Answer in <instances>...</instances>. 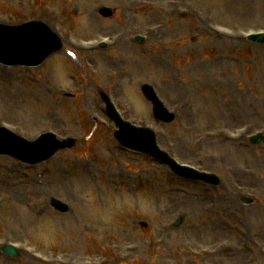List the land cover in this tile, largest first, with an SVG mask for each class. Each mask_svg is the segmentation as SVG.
<instances>
[{"label":"rangeland","instance_id":"1","mask_svg":"<svg viewBox=\"0 0 264 264\" xmlns=\"http://www.w3.org/2000/svg\"><path fill=\"white\" fill-rule=\"evenodd\" d=\"M15 19L47 22L65 48L39 68L0 64V125L77 142L36 166L0 155V246L21 250L0 264H264V143L248 140L264 131V46L244 40L264 29V0H0V22ZM105 36L106 49H79ZM144 84L175 121L154 118ZM105 93L126 121L155 130L162 150L219 184L124 150ZM54 197L70 211H55Z\"/></svg>","mask_w":264,"mask_h":264},{"label":"water","instance_id":"2","mask_svg":"<svg viewBox=\"0 0 264 264\" xmlns=\"http://www.w3.org/2000/svg\"><path fill=\"white\" fill-rule=\"evenodd\" d=\"M29 29H33V28H28V27L18 28V29L9 28V30H11V31H16V30H18V31H26V30H29ZM39 32H40V30H39ZM59 48H60V46L57 47V49H59ZM57 49H55V50H57ZM17 50H18L17 57L15 59H13V60H10V61H12V62H19V63H27L29 65H37V64H40L44 59H46V57L49 54H51L54 51L52 49H46L45 52H42L39 55V57H38L39 61L38 62H35V60H31V59L29 60L28 57L25 55V52H27V48H26V46L23 43L17 42ZM0 58L3 59V60H6V61L9 60V59H5L6 56L4 54H0ZM144 133L147 134L153 140V138H152L151 135H149L147 132H144ZM146 139H148V138H146ZM151 139H148V140L151 141ZM56 145H57V147H55V145H53L54 148H52L48 152V155L53 154L58 149V143H56ZM7 146H8L7 144H2L0 146V153L7 152V153H10V154L15 155L17 157H20V158H29V157H26V154L24 152H22V151L13 150V149L12 150L6 149L5 147H7ZM138 147H140V149H144V146H142V145L141 146H138ZM148 148H151V144L148 145ZM27 151L30 152L29 149ZM45 155H46V152H42L39 155V157H42V156L44 157Z\"/></svg>","mask_w":264,"mask_h":264}]
</instances>
